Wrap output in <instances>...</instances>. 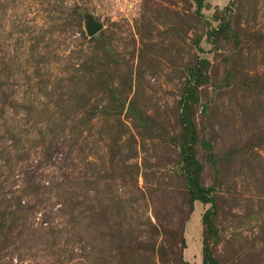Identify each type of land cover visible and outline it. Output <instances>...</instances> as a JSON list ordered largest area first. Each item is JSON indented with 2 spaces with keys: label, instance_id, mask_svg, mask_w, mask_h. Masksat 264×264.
Instances as JSON below:
<instances>
[{
  "label": "rangeland",
  "instance_id": "rangeland-1",
  "mask_svg": "<svg viewBox=\"0 0 264 264\" xmlns=\"http://www.w3.org/2000/svg\"><path fill=\"white\" fill-rule=\"evenodd\" d=\"M203 259L264 264V0H0V264Z\"/></svg>",
  "mask_w": 264,
  "mask_h": 264
},
{
  "label": "water",
  "instance_id": "water-1",
  "mask_svg": "<svg viewBox=\"0 0 264 264\" xmlns=\"http://www.w3.org/2000/svg\"><path fill=\"white\" fill-rule=\"evenodd\" d=\"M100 30V27L97 26L95 23L90 22L88 27V35L93 36L95 33H97Z\"/></svg>",
  "mask_w": 264,
  "mask_h": 264
},
{
  "label": "trees",
  "instance_id": "trees-1",
  "mask_svg": "<svg viewBox=\"0 0 264 264\" xmlns=\"http://www.w3.org/2000/svg\"><path fill=\"white\" fill-rule=\"evenodd\" d=\"M191 133H192V132H191ZM192 136H193V134H192ZM199 200H200V202H202V203H205V201H206V199H205V197L202 195V193H200V195H199ZM202 263H203V264H206V260L203 259Z\"/></svg>",
  "mask_w": 264,
  "mask_h": 264
}]
</instances>
